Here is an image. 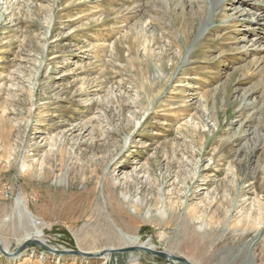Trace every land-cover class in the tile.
Masks as SVG:
<instances>
[{
	"label": "rangeland",
	"instance_id": "obj_1",
	"mask_svg": "<svg viewBox=\"0 0 264 264\" xmlns=\"http://www.w3.org/2000/svg\"><path fill=\"white\" fill-rule=\"evenodd\" d=\"M263 6L0 0L3 248L35 233L22 201L52 249L135 238L190 264H264ZM21 253L0 264H182Z\"/></svg>",
	"mask_w": 264,
	"mask_h": 264
},
{
	"label": "water",
	"instance_id": "obj_2",
	"mask_svg": "<svg viewBox=\"0 0 264 264\" xmlns=\"http://www.w3.org/2000/svg\"><path fill=\"white\" fill-rule=\"evenodd\" d=\"M30 244L38 246L40 248H43L44 250H46L50 253L56 254V255L77 256V257H81V258H85V259H98V258H102L104 255H108V254H120V253L140 251V252H145V253H149V254H152L155 256L162 257L163 259H166V260H175V261L180 262L182 264H190L184 258L173 256V255L166 253L164 251H155L150 246H145V245L128 246V247L121 248V249L102 250L99 253H85V252H82L79 250L73 251V250L52 249V248H49L48 246L44 245L40 241L27 239V241L23 242L21 245H19L17 247V249L15 251H13L11 253L4 250V248L0 242V253H1V255H3L4 257H6L8 259H16L22 254L21 252L25 249V247H27Z\"/></svg>",
	"mask_w": 264,
	"mask_h": 264
},
{
	"label": "bare ground",
	"instance_id": "obj_3",
	"mask_svg": "<svg viewBox=\"0 0 264 264\" xmlns=\"http://www.w3.org/2000/svg\"><path fill=\"white\" fill-rule=\"evenodd\" d=\"M256 9V8H255ZM264 9V6L263 8L260 7V10H263ZM263 12V11H262ZM261 15V14H260ZM258 19V18H257ZM257 34V33H256ZM259 34L256 35V38L257 40L256 41H261L262 39H264L263 37H259L258 36ZM255 52V51H254ZM258 72V70H257ZM263 73V72H262ZM264 74V73H263ZM264 76V75H263ZM252 78V77H251ZM257 78H259L257 76ZM262 82H263V79H262ZM261 83V82H260ZM264 84H262L263 86ZM264 87V86H263ZM123 198L125 199V197L123 196ZM17 206H19V209H21V211H23L25 213V215L28 216V218H31V222L33 223V230L35 231V233L33 234H26L18 243L17 245H21L23 242L27 241V239H32V240H37V241H40L43 243V240L41 239V229H38L37 226H38V223H35L37 220H34L33 217L29 214V212L27 211L26 207L23 205V202L22 201H17ZM22 212V213H23ZM1 242V241H0ZM137 240H135V238H132L130 239L128 245H132V246H135L137 245ZM45 245V244H44ZM139 245H145L146 246V243H143V244H139ZM47 246V245H46ZM151 248H153V246H150ZM4 250L7 251V249L4 247ZM102 251V250H101ZM100 252V251H99ZM99 252H95V253H99ZM167 253V252H166ZM170 254V253H169ZM17 259V258H16ZM105 259V258H104ZM15 260V259H14Z\"/></svg>",
	"mask_w": 264,
	"mask_h": 264
}]
</instances>
